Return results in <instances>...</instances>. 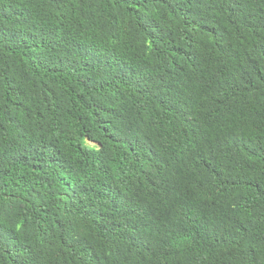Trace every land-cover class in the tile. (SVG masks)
I'll return each instance as SVG.
<instances>
[{"label": "trees", "instance_id": "16d2710c", "mask_svg": "<svg viewBox=\"0 0 264 264\" xmlns=\"http://www.w3.org/2000/svg\"><path fill=\"white\" fill-rule=\"evenodd\" d=\"M0 264H264V0H0Z\"/></svg>", "mask_w": 264, "mask_h": 264}]
</instances>
